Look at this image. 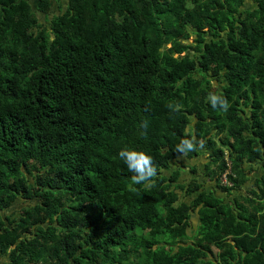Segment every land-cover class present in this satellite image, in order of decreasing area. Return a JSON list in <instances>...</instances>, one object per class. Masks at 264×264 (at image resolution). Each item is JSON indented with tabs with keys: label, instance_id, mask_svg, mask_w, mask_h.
Returning a JSON list of instances; mask_svg holds the SVG:
<instances>
[{
	"label": "trees",
	"instance_id": "obj_1",
	"mask_svg": "<svg viewBox=\"0 0 264 264\" xmlns=\"http://www.w3.org/2000/svg\"><path fill=\"white\" fill-rule=\"evenodd\" d=\"M245 1L67 0L47 27L51 0H0L6 264H264V0ZM192 137L232 199L179 180ZM123 148L153 157L154 186L129 190Z\"/></svg>",
	"mask_w": 264,
	"mask_h": 264
},
{
	"label": "rangeland",
	"instance_id": "obj_2",
	"mask_svg": "<svg viewBox=\"0 0 264 264\" xmlns=\"http://www.w3.org/2000/svg\"><path fill=\"white\" fill-rule=\"evenodd\" d=\"M51 6H50V13L48 15H43L42 13H39V15H37L39 17V21H41V23H43V25H46L47 27H49V21L52 18V16L54 14L59 13L60 10H63L66 6V2L67 0H59V1H55L53 2V0H51ZM254 6V2L252 0H246L244 3L243 7H253ZM242 7V8H243ZM214 84H219L217 81L213 80ZM196 160H193V158H178L176 159L173 163H172V169H176V168H181V173L180 175H182V177L180 176L179 180L183 183H188L190 181H192L191 179H197V181H199L204 188H212L214 189L218 195L223 196L225 198H227V200H229L230 198L232 199L233 195H228L225 192H222L221 190H219L218 188H216L215 185V181L214 180H210L205 174V164L208 162V158H207V154L205 153H201L199 154L197 157H195ZM194 158V159H195ZM194 164V165H193ZM193 168V170H189V168ZM204 167V168H203ZM263 169L264 170V164H256V168H253L252 174H258L260 172V170ZM226 176L223 175L221 177V182L223 183V185L227 184L225 181ZM227 180V179H226ZM245 189L243 187V189H241L238 192H244ZM179 193V198L182 201H190V198L183 193V191H178ZM237 192H234V194ZM30 203L25 202L23 199H18L16 200V202L12 205L11 208H9V210L6 212L7 214L10 215H14V217L18 216L20 209L23 206H26ZM190 228L188 229V233L191 235L192 233H194V231L197 228L198 225V217L196 214V211L191 212V218H190Z\"/></svg>",
	"mask_w": 264,
	"mask_h": 264
},
{
	"label": "clouds",
	"instance_id": "obj_3",
	"mask_svg": "<svg viewBox=\"0 0 264 264\" xmlns=\"http://www.w3.org/2000/svg\"><path fill=\"white\" fill-rule=\"evenodd\" d=\"M207 100L213 109H219L225 113L230 107L229 101L222 94L209 93ZM141 127L146 130L148 127L147 121H143ZM197 144L195 137L182 139L176 147V152L180 157H185L188 153L197 150ZM118 155L125 162L128 170L135 173L131 177V184L128 186L130 191H136L131 186L132 184L144 183L154 186L152 178L157 175V166L152 156L142 150H129L128 148L121 149Z\"/></svg>",
	"mask_w": 264,
	"mask_h": 264
},
{
	"label": "crops",
	"instance_id": "obj_4",
	"mask_svg": "<svg viewBox=\"0 0 264 264\" xmlns=\"http://www.w3.org/2000/svg\"><path fill=\"white\" fill-rule=\"evenodd\" d=\"M206 154V153H205ZM179 158H186V157H179ZM195 157H193V160H196V158L194 159ZM194 165V164H193ZM258 165V164H257ZM253 168H256V164H253ZM189 170H190V168H189ZM263 172V169H261L260 170V172L258 173V174H252L253 173V171L251 172V174H250V176L252 177L253 176V178L255 177V176H258L259 174H261ZM183 175V174H182ZM182 175H180L181 177H182ZM180 179V178H179ZM8 262V256L7 255H2V256H0V264H6Z\"/></svg>",
	"mask_w": 264,
	"mask_h": 264
},
{
	"label": "built area",
	"instance_id": "obj_5",
	"mask_svg": "<svg viewBox=\"0 0 264 264\" xmlns=\"http://www.w3.org/2000/svg\"><path fill=\"white\" fill-rule=\"evenodd\" d=\"M223 175H225V174H223ZM225 176H226V175H225ZM225 181H226V183H228L227 180H226V178H225ZM228 184H230V183H228Z\"/></svg>",
	"mask_w": 264,
	"mask_h": 264
}]
</instances>
